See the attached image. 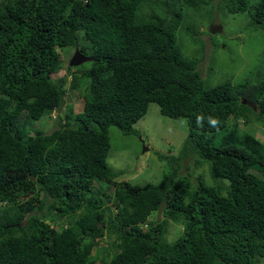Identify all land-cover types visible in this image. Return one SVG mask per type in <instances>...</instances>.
I'll return each mask as SVG.
<instances>
[{
	"label": "trees",
	"instance_id": "1",
	"mask_svg": "<svg viewBox=\"0 0 264 264\" xmlns=\"http://www.w3.org/2000/svg\"><path fill=\"white\" fill-rule=\"evenodd\" d=\"M213 1L0 0V264H264V142L249 125L264 126V66L200 77L204 42L184 14ZM215 3L264 30V0ZM74 46L88 57L66 66L70 88L85 83L81 110L36 129L61 108L67 74H50ZM150 102L185 120L181 155L156 183L116 181L108 128L131 134ZM187 156L206 174H178Z\"/></svg>",
	"mask_w": 264,
	"mask_h": 264
},
{
	"label": "rangeland",
	"instance_id": "2",
	"mask_svg": "<svg viewBox=\"0 0 264 264\" xmlns=\"http://www.w3.org/2000/svg\"><path fill=\"white\" fill-rule=\"evenodd\" d=\"M215 2L216 0L213 1V8L210 12L204 13L203 11L209 8L211 3L200 8L202 10L197 12L187 9L186 14H184V24L190 23L194 30L196 28L197 37L204 42L202 52L197 51L198 56L202 54L201 60L197 63L200 77L208 85H214L224 80L237 83L248 76L254 77V72L264 66V30L252 24L245 13L228 12L222 5L217 6ZM181 38L187 39L185 35ZM184 44L187 45V42L184 41ZM189 46H185V49L181 46L183 55L188 57L192 55L193 50H188ZM75 48V46L66 47L59 51L62 59L61 69L50 74L52 78L67 74L61 108L51 111L48 116L42 117L38 123L33 122L36 129L42 126L45 132L50 131L54 127L53 120L57 116L61 118L60 122H63L64 114L69 112L73 114L81 110V95L85 90V83L80 81L77 88H70V73L66 68L68 59ZM85 63L83 62L74 68L82 69ZM252 119H250L249 125L254 135L264 142V126L260 121H253ZM69 122L72 123L71 120ZM239 126H242L241 121ZM132 128L134 132L127 135L120 133L114 126L108 128L110 145L106 163L113 169L122 171L115 178L116 181H127L130 184L138 185L156 183L162 173L169 171L175 165V158L181 155L182 145L187 135L185 120L183 118L171 119L161 115L157 105L150 102L145 114L132 124ZM191 160L192 157L187 156L177 161L179 164L178 174L191 171V179L194 181V175L200 172L206 174V166L193 169ZM187 166L191 170L186 171ZM205 179L209 181L207 176ZM110 189L111 187L108 188V190ZM150 218L159 220L162 217L159 213L154 212ZM175 231L174 223L167 225L165 239L167 241L172 240ZM111 240L112 235L105 233L96 244L95 256L101 247L111 249ZM99 257L101 256L98 254V260L95 264H101Z\"/></svg>",
	"mask_w": 264,
	"mask_h": 264
},
{
	"label": "water",
	"instance_id": "3",
	"mask_svg": "<svg viewBox=\"0 0 264 264\" xmlns=\"http://www.w3.org/2000/svg\"><path fill=\"white\" fill-rule=\"evenodd\" d=\"M86 60H88V57L83 55L77 48H75L72 55L70 56V58L67 62V65L68 66H77Z\"/></svg>",
	"mask_w": 264,
	"mask_h": 264
},
{
	"label": "clouds",
	"instance_id": "4",
	"mask_svg": "<svg viewBox=\"0 0 264 264\" xmlns=\"http://www.w3.org/2000/svg\"><path fill=\"white\" fill-rule=\"evenodd\" d=\"M69 60V59H68ZM85 62V61H84ZM83 63V62H82ZM81 64V63H80ZM79 64V65H80ZM66 66H68V65H66ZM69 67H75V66H69ZM211 123L214 125L215 123H216V121L215 120H211Z\"/></svg>",
	"mask_w": 264,
	"mask_h": 264
}]
</instances>
